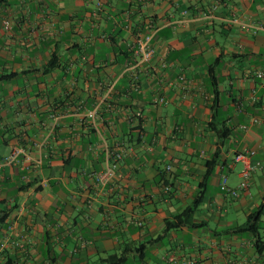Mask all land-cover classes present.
I'll list each match as a JSON object with an SVG mask.
<instances>
[{"label": "crops", "instance_id": "crops-1", "mask_svg": "<svg viewBox=\"0 0 264 264\" xmlns=\"http://www.w3.org/2000/svg\"><path fill=\"white\" fill-rule=\"evenodd\" d=\"M102 1L0 0V264H264V0Z\"/></svg>", "mask_w": 264, "mask_h": 264}, {"label": "built area", "instance_id": "built-area-1", "mask_svg": "<svg viewBox=\"0 0 264 264\" xmlns=\"http://www.w3.org/2000/svg\"><path fill=\"white\" fill-rule=\"evenodd\" d=\"M103 8V1L102 0H95L94 4V13H97L99 10ZM3 27L5 30H10L11 28V20L10 19H5L3 21ZM144 41H140V52L142 55L143 60H150L155 53V49L151 46H149V40L151 38V33L147 34L145 36ZM258 76L264 77V71H259ZM183 78V77H182ZM139 117L141 116L140 113H138ZM257 121V119H255ZM255 153L254 150H250L249 154L246 155L244 153H239L236 155V159H241V158H246ZM18 153L17 152H12L10 155L5 157V162L6 163H13L15 158L17 157ZM117 165L116 164H111L108 165L104 170L100 171L96 175V179L98 182L105 184L110 182L114 177L116 176L117 172ZM261 168V163L260 162H249L246 161L245 167L242 170V176L243 179L240 182V184L237 187H230L228 185V175L226 173L222 174L221 177V182H220V187L222 190H228L231 194L233 195H238L239 191L242 189H246L249 185V181L253 175V172H255L257 169ZM167 169H170V165L167 166ZM170 188L169 186H165V190L168 191ZM167 259L171 262H176L178 260V257L175 254H171L167 257ZM181 264H187V261H182Z\"/></svg>", "mask_w": 264, "mask_h": 264}, {"label": "trees", "instance_id": "trees-1", "mask_svg": "<svg viewBox=\"0 0 264 264\" xmlns=\"http://www.w3.org/2000/svg\"><path fill=\"white\" fill-rule=\"evenodd\" d=\"M198 201H195L192 205L186 207L182 212L177 214L174 217L173 220H171V221L167 220V227H178V226H180L182 224L190 225L191 222H192V218H193L194 212H195V210L197 208V202ZM253 218H256L255 215L253 216ZM254 223H252V226H250V230H252V228H254ZM257 245H259L258 242H257ZM258 247L261 249L260 246H258ZM114 258H115L116 262L115 263H111V264H121L122 261H123V256L122 255L115 256ZM99 264H102V263H99Z\"/></svg>", "mask_w": 264, "mask_h": 264}]
</instances>
